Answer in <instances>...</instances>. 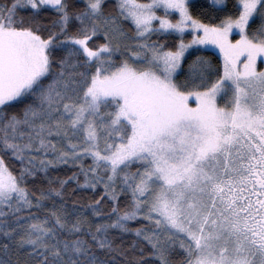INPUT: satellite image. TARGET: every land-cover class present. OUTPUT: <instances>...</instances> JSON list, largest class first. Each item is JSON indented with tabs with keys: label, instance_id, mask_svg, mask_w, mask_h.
I'll return each mask as SVG.
<instances>
[{
	"label": "snow or ice",
	"instance_id": "snow-or-ice-1",
	"mask_svg": "<svg viewBox=\"0 0 264 264\" xmlns=\"http://www.w3.org/2000/svg\"><path fill=\"white\" fill-rule=\"evenodd\" d=\"M0 264H264V0H0Z\"/></svg>",
	"mask_w": 264,
	"mask_h": 264
},
{
	"label": "trees",
	"instance_id": "trees-1",
	"mask_svg": "<svg viewBox=\"0 0 264 264\" xmlns=\"http://www.w3.org/2000/svg\"><path fill=\"white\" fill-rule=\"evenodd\" d=\"M192 2L195 4V3H203L204 0H192ZM195 14V13H194ZM190 36H187L186 35V39H189ZM201 52H203V54L205 55H209V56H212L215 60H219V59H222L221 56L213 51V50H210V49H199ZM193 53V55H197V54H200V52H197V51H191ZM90 194V193H89Z\"/></svg>",
	"mask_w": 264,
	"mask_h": 264
},
{
	"label": "rangeland",
	"instance_id": "rangeland-1",
	"mask_svg": "<svg viewBox=\"0 0 264 264\" xmlns=\"http://www.w3.org/2000/svg\"><path fill=\"white\" fill-rule=\"evenodd\" d=\"M233 38H236L235 36ZM190 39V37H189ZM195 48H198V49H210V50H213L215 52H217L220 56V52H219V49L216 48L215 46H212V45H198V46H194ZM189 51H193V49H189ZM222 58V57H221Z\"/></svg>",
	"mask_w": 264,
	"mask_h": 264
}]
</instances>
